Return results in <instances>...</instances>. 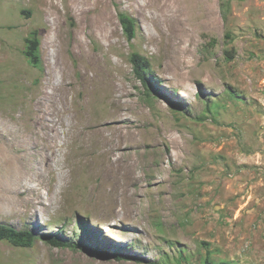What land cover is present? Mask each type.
Wrapping results in <instances>:
<instances>
[{"label": "rangeland", "instance_id": "obj_1", "mask_svg": "<svg viewBox=\"0 0 264 264\" xmlns=\"http://www.w3.org/2000/svg\"><path fill=\"white\" fill-rule=\"evenodd\" d=\"M70 1L0 0V224L35 236L0 240V264H203L207 247L264 264V0ZM33 31L41 68L24 54ZM133 52L149 60L147 86ZM45 83L68 91L72 129L28 191L16 175L49 154L33 127ZM98 126L132 136L118 187Z\"/></svg>", "mask_w": 264, "mask_h": 264}, {"label": "bare ground", "instance_id": "obj_2", "mask_svg": "<svg viewBox=\"0 0 264 264\" xmlns=\"http://www.w3.org/2000/svg\"><path fill=\"white\" fill-rule=\"evenodd\" d=\"M70 2L72 3V0ZM83 73L81 77H84ZM47 88H49L50 91H47ZM67 96L68 91L63 86H49L48 83H45V85L42 87L41 95L39 96L40 98L38 97V99L33 101V106L38 117V121L33 124V127L37 128V126H43L45 128L43 136L46 137L49 154L44 156V164L40 163L39 161L36 162L37 166L33 168L32 172L19 173V175H16L15 182L20 189L24 188L28 191L31 190L32 181L36 180L41 182L45 173L50 172L52 170V166L55 163H58L59 160L55 158L58 151L57 147L59 145L61 146L65 144V134L70 133L72 129L71 120L73 118V114L69 109ZM38 129L39 128H37V130ZM79 132L82 134V137H86L89 134V131H87L85 127H82ZM94 132H98L105 137V142L109 145V151L112 153L109 162L105 167L104 174L109 177L110 174H114L118 178L119 175L122 176L124 174L131 173L134 168L133 160L127 156H123V154H121L118 150L125 143L132 141V136H130L127 131L120 130V128L117 126H111L110 128L107 126H98ZM60 169L61 170H59L58 173V185H60L66 178V171H64L62 168ZM109 179H111L110 181L112 184L118 187V179L114 180L111 177ZM39 197L40 196L37 198Z\"/></svg>", "mask_w": 264, "mask_h": 264}, {"label": "trees", "instance_id": "obj_3", "mask_svg": "<svg viewBox=\"0 0 264 264\" xmlns=\"http://www.w3.org/2000/svg\"><path fill=\"white\" fill-rule=\"evenodd\" d=\"M119 21L122 27L123 32L125 33L128 39H132L135 36V19L126 14H119ZM26 48L24 50L25 56L28 60L36 67L41 68V55H40V41L37 36V31H33L29 37L25 39ZM228 57L231 58V52L227 51ZM129 61L132 65V70L135 76L141 80L145 86H147V76L150 73V63L149 60L141 55L140 53L133 52L130 54ZM35 236L30 230L27 229H16L10 225L0 224V240H6L9 243L17 246H31ZM42 239L46 240L48 243L54 246H68L69 243L55 237V236H43ZM207 247V243L203 242ZM97 254L101 257L110 258L115 257L121 259L124 256L117 255L114 253H106L96 248ZM129 258V256H126ZM203 264H230L226 260H215L211 257V250L207 247L205 250V256L203 259Z\"/></svg>", "mask_w": 264, "mask_h": 264}]
</instances>
